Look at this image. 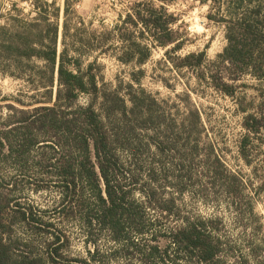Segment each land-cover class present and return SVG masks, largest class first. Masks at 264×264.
<instances>
[{
	"label": "trees",
	"instance_id": "16d2710c",
	"mask_svg": "<svg viewBox=\"0 0 264 264\" xmlns=\"http://www.w3.org/2000/svg\"><path fill=\"white\" fill-rule=\"evenodd\" d=\"M32 1L34 18L24 16L23 10L14 6L0 26V70L17 78L25 74L40 77L45 81L47 98L28 108L7 106L8 114L0 116V162L14 164L30 184L37 185V190L57 188L62 202L56 211L79 214L89 237L108 233L116 247L126 253L129 264H226L223 251L232 246L225 244L220 235L222 221L193 220L183 215L177 198L193 183L203 147L201 113L187 106L181 122L173 118L142 87L143 66L152 58L154 49L162 48L167 49L165 56L173 67L192 70L199 83L231 98H238L236 83L245 76L264 87V0H229L225 6L221 0H195L201 4L218 3L217 12L223 11L226 16L219 22L225 26L227 45L211 61L207 48L172 59L185 44L173 29L178 19L164 5L148 0L136 2L113 29L72 43L109 50L118 47L114 57L133 70L131 82L124 86L119 81L114 89L99 84L93 72L96 62L83 71L81 58L70 56L66 23L63 49L58 51L59 24L51 20L61 12L56 2ZM69 10L65 0V17ZM82 97H89V102L81 104ZM251 109L240 100L246 135L239 151L248 164L253 137L260 139L264 135V112ZM152 147L158 160L152 158ZM205 150L203 169L211 188H219L241 211L246 202L242 179L225 167L212 146ZM122 153L131 158L129 165ZM167 185L172 190L164 196L160 191H167ZM137 188L144 200L134 198ZM259 191L264 193V180ZM13 197L0 190V264H91L90 260L103 257L96 249L88 252L90 260L66 258L61 252L66 238L32 207L23 208L18 203L11 206ZM150 208L167 219L174 218L177 225L164 232L160 221L149 217ZM250 211L255 217L252 205ZM19 224L40 235L50 233L51 241H44L42 246L38 240L14 238L13 226ZM161 233L167 234L164 244ZM93 239L90 241L97 244V238ZM263 243L253 245L254 254L260 252Z\"/></svg>",
	"mask_w": 264,
	"mask_h": 264
},
{
	"label": "rangeland",
	"instance_id": "374dc122",
	"mask_svg": "<svg viewBox=\"0 0 264 264\" xmlns=\"http://www.w3.org/2000/svg\"><path fill=\"white\" fill-rule=\"evenodd\" d=\"M55 1L57 7L58 4L62 5L63 0ZM141 1L146 0H91L86 4L85 9H81L80 4L83 0H67L70 7L68 16L65 17V8L57 19L51 16V20L59 24L58 51L61 52L63 49V26L66 23L69 54L81 58L82 70H87L91 62H96L93 72L97 75L100 85L106 84L114 89L119 81H122L125 86L126 83L131 82L130 74L133 67L122 65L116 60L114 56L119 51L118 47L109 50L100 46L83 47L72 43L80 38L86 40L93 33L101 34L113 29L120 24L132 5ZM148 1H153L157 6L164 5L169 13L178 19L173 29L180 34L185 44L180 52L172 55V59L175 60L179 56L183 57L193 52H201L207 48L208 60L211 61L223 52L227 40L225 26L219 21L226 16L223 11L217 12L218 3L201 4L195 0H177L167 3L160 0ZM227 1L229 0H221L220 3L225 6ZM32 2V0H0V26L5 23L7 15L13 12L14 6L23 10L24 16L34 18L36 15ZM50 12L52 13L53 10ZM166 50L162 48L153 50L152 58L143 66L145 76L141 85L159 100L165 111L172 114L178 122H181L186 115L187 106L197 108L201 113L204 126L201 139L203 147L196 161L191 189L177 197L182 206V214L192 217L193 220L218 218L222 221L220 235L225 244L229 243L232 246L223 251L226 264H243L244 261H247V264H258V262L264 264V193L259 191L264 180V135L258 137L260 139L253 137L250 146L251 164L242 158L239 151L240 141L246 135L243 127L244 114L239 110V102L242 100L244 106L251 105V112H264V87L253 77L245 76L242 81L236 83L238 98H231L204 82L199 83L192 70L179 71L173 67L170 58L165 56ZM37 64L42 65L41 62ZM44 83L45 81H41L40 77L31 76V74L17 78L5 75L0 70V116L5 117L8 114L10 111L8 105L28 108L35 102L45 100L47 97ZM53 91L55 92L56 88ZM88 98L82 97L80 103L87 104ZM20 100L26 106H21L18 102ZM207 146H212L215 154L223 160L225 167L242 179L245 185L246 202L242 204L241 211L231 205L229 198L219 188L212 189L210 179L205 177L202 159L204 151L207 153L205 150ZM151 153L152 158L159 159L153 147ZM121 156L129 165L131 160L129 155L122 153ZM207 186L208 188L204 189ZM36 187L37 185L28 182L14 164L0 162V190L15 196L11 206L16 203L23 208L30 206L38 215L43 216L46 222L53 224V230L61 233L67 240L61 250L63 256L70 260L76 258L90 260L88 252H95L98 249L100 257H103L98 258V261L90 260L91 264H129L126 253L122 248L116 247L108 233H102L99 237L98 235L89 237L87 230L82 226L79 214L66 215L56 211L62 202V195L57 188L37 190ZM171 190L172 187L167 185V191L160 192L168 196ZM133 196L135 199L144 200L143 193L138 188L134 189ZM251 205L255 217L251 215ZM148 215L160 221L159 227L164 232L174 228L178 223L174 218L167 219L151 208L148 209ZM34 231L25 224H19L13 226L12 236L27 241L38 240L37 242L42 246L44 241H51L50 233L40 235ZM166 235L161 233L162 244L165 242ZM93 238H97V244L90 241ZM261 242L263 247L258 254H254L253 245L261 244ZM39 250L46 253L42 247H39ZM159 264L169 263L160 262Z\"/></svg>",
	"mask_w": 264,
	"mask_h": 264
},
{
	"label": "crops",
	"instance_id": "0c3cea01",
	"mask_svg": "<svg viewBox=\"0 0 264 264\" xmlns=\"http://www.w3.org/2000/svg\"><path fill=\"white\" fill-rule=\"evenodd\" d=\"M46 1H48L49 3H51L52 1H55V0H46ZM90 1L91 0H83V3L80 4L81 9H85L86 4H88ZM58 7L61 9V11H63V9L65 8V0L62 1V5H59L58 4Z\"/></svg>",
	"mask_w": 264,
	"mask_h": 264
}]
</instances>
